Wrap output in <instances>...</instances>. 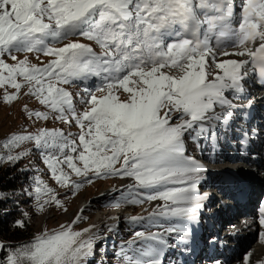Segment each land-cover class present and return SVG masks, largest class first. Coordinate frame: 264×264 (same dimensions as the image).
<instances>
[{
  "label": "snow or ice",
  "instance_id": "obj_1",
  "mask_svg": "<svg viewBox=\"0 0 264 264\" xmlns=\"http://www.w3.org/2000/svg\"><path fill=\"white\" fill-rule=\"evenodd\" d=\"M75 36L93 41L101 53L70 39ZM65 40L61 47L52 46ZM229 47L241 50L229 52ZM14 52L43 53L51 59L37 66L27 58L17 60ZM5 54L17 62L6 63ZM232 55L248 59H219ZM254 74L264 82V0H0V87L17 90L6 92L3 100L17 98L22 87L17 76L23 77L28 94L56 113L55 119L75 122L80 129L75 139L61 129H40L14 135L4 146L34 141L61 185L82 186L71 181L66 166L89 183L93 177L132 178L130 187L145 191L133 193L128 203L162 201L147 217L125 218L130 224L145 221L146 227L163 229L135 232L129 242L130 249L136 245L133 254L123 249L119 253L127 264H162L161 246L168 245L164 233H175L184 250L192 251L189 225L199 223L209 194L198 190L200 174L207 169L188 154L187 145L190 141L202 150L210 143L215 151L222 139L227 141L229 131H235L236 113L254 103L246 95ZM91 77L101 82L85 88L88 98L82 97L81 103L86 107L77 112L72 94L62 85ZM29 115L45 120L49 116L39 111ZM259 135H264V126L242 130L239 143L247 146L249 136ZM26 155L8 154L6 159ZM35 183L39 211L51 204L63 207L52 189L38 178ZM79 219L35 234L0 264H88L100 237L91 230L95 226L73 230ZM258 223L259 241L264 243V207ZM14 226L26 225L17 221ZM216 242L214 236L210 243ZM251 255L246 254L245 264ZM256 264H264V259Z\"/></svg>",
  "mask_w": 264,
  "mask_h": 264
},
{
  "label": "rangeland",
  "instance_id": "obj_2",
  "mask_svg": "<svg viewBox=\"0 0 264 264\" xmlns=\"http://www.w3.org/2000/svg\"><path fill=\"white\" fill-rule=\"evenodd\" d=\"M70 39L89 44L97 54L101 53L98 45L82 36H75ZM67 42L65 40L62 43H53L52 46L61 47ZM250 46L254 48L256 45ZM226 50L237 52L241 49L229 47ZM216 51H219V49H216ZM13 55L17 56V60L27 58L30 64L37 66H43V64H47L51 59V57L44 56L43 53L36 52H14ZM232 57L235 60L247 59V56L232 55ZM230 58L231 56L219 57V59ZM3 59L10 65L17 62L13 61L7 54L4 55ZM91 78L83 82L81 80H74L71 83L62 85V87L72 94L73 104L77 112H82L86 107L85 104L81 103L82 97L84 99L88 98L85 88L94 89L101 82L100 77ZM93 79L95 80L93 81ZM17 82L21 83L22 87L19 90L17 98L11 102L4 101L3 96L6 92L8 94H16L17 90L10 86L0 87V157H4V159L0 160V166H12L21 163L24 168L33 172L35 177L34 182L26 186L27 191L19 195L18 199L28 215V220L34 233L38 234L45 230L49 232L58 230L60 225H67L79 216L80 219L73 225V230L79 231L90 226H95L91 230L100 237L94 246V255L87 258L88 264H127V258L119 253L123 249L129 256L133 254V249H135L136 245H133L130 249L129 242L134 239L135 232L145 231L155 233L163 232V229L151 226L146 227L145 221L130 224L125 218L132 216L147 217L152 212L154 206L162 203V201H145L142 204L128 203L126 201L131 199L133 193L145 191L130 187L135 183L132 178H120L118 176L107 178L93 177L92 182L89 183L84 177H77L74 173H70V170L66 166L62 167L66 173L70 174L71 181L81 182L82 186L79 189H74L70 185H61L52 178L50 170L44 163V158L41 155L42 150L36 149L34 141H25L19 146L11 148L5 147L6 141L10 140L14 135L35 134L40 129H61L65 134L72 133L73 139L77 138L80 131L75 122L69 124L55 119L56 113L51 112L49 108L40 104L36 97L28 94L29 86L23 77L17 76ZM96 94L99 95V93ZM34 111L48 112V119H37L35 116H30L29 113ZM188 146L193 151L198 150L191 142L188 143ZM24 151H27L28 155L19 160L9 162L6 159L8 154L15 156ZM52 154L59 155V152L54 151ZM116 167H119V164ZM37 178L53 190L56 199L62 203L63 207L51 204L46 205L44 211L37 209V202L35 200V181ZM28 192H31L32 195L29 196ZM48 198L47 196L44 197V199ZM64 209L67 210L65 211ZM109 226L113 229L112 231H109ZM175 237V233L171 234V236L164 233V238L168 241V245H175L177 247L179 245ZM152 243L155 244V242ZM168 245L165 246L167 248L171 247ZM176 250L177 248H174L173 251ZM166 253L167 251L163 250V254Z\"/></svg>",
  "mask_w": 264,
  "mask_h": 264
},
{
  "label": "bare ground",
  "instance_id": "obj_3",
  "mask_svg": "<svg viewBox=\"0 0 264 264\" xmlns=\"http://www.w3.org/2000/svg\"><path fill=\"white\" fill-rule=\"evenodd\" d=\"M213 44L215 45V41ZM233 57L230 59H234ZM262 83L264 82L259 81L257 75L249 76L246 95H249L254 103L250 108L236 113L238 118L232 124L235 131H229L227 141L222 139L215 151L211 150L210 143H205L202 150L197 151L191 150L187 145L188 154L196 157L207 169L200 174L198 190L201 194L208 193L209 196L204 201L205 208L201 210L199 223L189 225L193 230L192 243L189 245L192 251H185L184 245L178 241L177 247L163 246L167 253L160 258L162 264H216L217 261L219 264H245L247 253H252L249 264H256L264 259V243L259 241L261 226L252 204L257 191L264 184V135L249 136V142L244 147L239 143L242 130L264 126ZM215 188L221 189L225 198L236 205V208L232 209L234 217L229 222V240L218 238L213 244L210 241L216 237L215 227L221 223L223 217L220 212L213 214L212 204L207 207ZM174 248L177 250L173 251ZM168 260L170 261L167 262Z\"/></svg>",
  "mask_w": 264,
  "mask_h": 264
},
{
  "label": "trees",
  "instance_id": "obj_4",
  "mask_svg": "<svg viewBox=\"0 0 264 264\" xmlns=\"http://www.w3.org/2000/svg\"><path fill=\"white\" fill-rule=\"evenodd\" d=\"M34 180L33 172L21 163L0 166V244L4 245L0 250V262L12 249L29 243L35 235L18 199ZM17 221H24L26 226H14Z\"/></svg>",
  "mask_w": 264,
  "mask_h": 264
},
{
  "label": "water",
  "instance_id": "obj_5",
  "mask_svg": "<svg viewBox=\"0 0 264 264\" xmlns=\"http://www.w3.org/2000/svg\"><path fill=\"white\" fill-rule=\"evenodd\" d=\"M263 189H264V186H263ZM3 245V244H2Z\"/></svg>",
  "mask_w": 264,
  "mask_h": 264
}]
</instances>
